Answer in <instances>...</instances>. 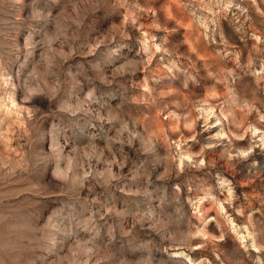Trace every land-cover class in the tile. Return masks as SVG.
<instances>
[{"label": "rangeland", "instance_id": "obj_1", "mask_svg": "<svg viewBox=\"0 0 264 264\" xmlns=\"http://www.w3.org/2000/svg\"><path fill=\"white\" fill-rule=\"evenodd\" d=\"M0 264H264V0H0Z\"/></svg>", "mask_w": 264, "mask_h": 264}, {"label": "bare ground", "instance_id": "obj_2", "mask_svg": "<svg viewBox=\"0 0 264 264\" xmlns=\"http://www.w3.org/2000/svg\"><path fill=\"white\" fill-rule=\"evenodd\" d=\"M216 119V118H215Z\"/></svg>", "mask_w": 264, "mask_h": 264}]
</instances>
